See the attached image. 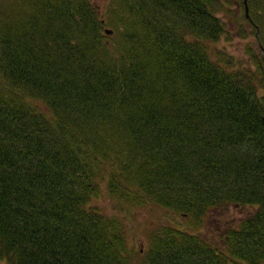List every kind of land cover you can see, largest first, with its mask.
I'll return each instance as SVG.
<instances>
[{
    "label": "trees",
    "instance_id": "1",
    "mask_svg": "<svg viewBox=\"0 0 264 264\" xmlns=\"http://www.w3.org/2000/svg\"><path fill=\"white\" fill-rule=\"evenodd\" d=\"M112 1L0 0V260L264 264V1L252 64L213 45L224 0ZM104 185L188 224L137 248L92 203ZM231 204L245 214L204 234Z\"/></svg>",
    "mask_w": 264,
    "mask_h": 264
},
{
    "label": "rangeland",
    "instance_id": "2",
    "mask_svg": "<svg viewBox=\"0 0 264 264\" xmlns=\"http://www.w3.org/2000/svg\"><path fill=\"white\" fill-rule=\"evenodd\" d=\"M96 1L105 10L110 0ZM117 2L118 0H113L110 4L113 3L111 5L115 6ZM244 7V0H224L223 8L218 10V14L226 21L230 32H227V35L224 34L218 41L213 42V45L216 49L223 50L230 56H233L236 62L252 64L248 47L252 46L257 52H261L262 49L256 38V32L249 24L248 18L245 15ZM253 7L255 14V4H253ZM262 21L263 27L260 33L264 35V16H262ZM106 27L111 28L109 25H106ZM243 29L245 31L241 32ZM112 34H114V37L117 36V32ZM92 203L106 211L118 213L125 221L129 241L135 243L134 245L137 248L147 246L148 236L149 233L151 234L153 226L159 227L166 223H172L185 227L188 224L184 216L153 202L143 205H130L126 201L121 203L110 196L105 185L98 195H94ZM245 210L233 204L226 208H213L205 215L201 230L204 234L218 239L221 231H224L227 225L235 223L239 217L245 214ZM0 264L8 263L5 260H0Z\"/></svg>",
    "mask_w": 264,
    "mask_h": 264
},
{
    "label": "water",
    "instance_id": "3",
    "mask_svg": "<svg viewBox=\"0 0 264 264\" xmlns=\"http://www.w3.org/2000/svg\"><path fill=\"white\" fill-rule=\"evenodd\" d=\"M245 5H246V7H245L246 13L249 14L248 0H245ZM105 31L108 32V33H113V29L110 28V27H106Z\"/></svg>",
    "mask_w": 264,
    "mask_h": 264
},
{
    "label": "flooded vegetation",
    "instance_id": "4",
    "mask_svg": "<svg viewBox=\"0 0 264 264\" xmlns=\"http://www.w3.org/2000/svg\"><path fill=\"white\" fill-rule=\"evenodd\" d=\"M263 1L264 0H258V3L259 4H261V3H263ZM244 5H245V2H244ZM245 15H246V17L248 18V20L251 22V24H255V25H257L256 23H255V21L251 18V16L248 14H246V12H245ZM258 37V36H257ZM259 44H260V41H259ZM261 45V44H260Z\"/></svg>",
    "mask_w": 264,
    "mask_h": 264
}]
</instances>
